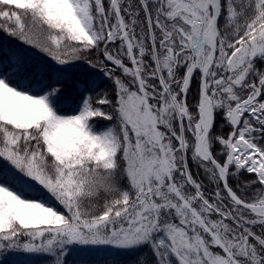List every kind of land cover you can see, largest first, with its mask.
<instances>
[{
  "label": "snow or ice",
  "instance_id": "snow-or-ice-1",
  "mask_svg": "<svg viewBox=\"0 0 264 264\" xmlns=\"http://www.w3.org/2000/svg\"><path fill=\"white\" fill-rule=\"evenodd\" d=\"M0 32V264H264V0H0Z\"/></svg>",
  "mask_w": 264,
  "mask_h": 264
},
{
  "label": "trees",
  "instance_id": "trees-1",
  "mask_svg": "<svg viewBox=\"0 0 264 264\" xmlns=\"http://www.w3.org/2000/svg\"><path fill=\"white\" fill-rule=\"evenodd\" d=\"M5 33L0 32V38L5 37ZM18 41L15 40V38L8 37L6 39H3V45L5 48L13 47L15 48ZM24 49H32L36 52V59L43 61H48L49 63H54L51 61L50 57H47L44 53L39 52L37 49L32 48L28 45H23ZM28 54V53H27ZM29 55V54H28ZM34 55L30 54L29 56ZM42 58V59H41ZM75 63H85V61H76ZM104 84H101V87H104ZM196 90V84H193V90L189 94L188 102L191 104L193 102V94ZM70 105H66L65 109L67 110ZM70 114V113H69ZM107 122H102L101 127L105 126ZM219 127V126H218ZM230 131V129L225 126L223 129L224 134L226 135ZM215 151H219V145L216 146ZM189 166L190 170L194 174V177L201 180L205 186L206 191L210 190L212 187L210 185V181L207 179V177L204 175L202 169H198L196 164L193 163L190 159V153H189ZM240 179L242 181H251L254 179V176L249 175L247 173H242ZM233 183V186H235V179L231 181ZM148 252L147 248L140 249L133 252H124V251H118L110 248H104V249H88V250H80L75 249L72 251V253L68 257V264H128L129 260L135 259L139 255ZM149 260H151V253H148ZM35 264H41V261L39 258L35 259Z\"/></svg>",
  "mask_w": 264,
  "mask_h": 264
},
{
  "label": "rangeland",
  "instance_id": "rangeland-1",
  "mask_svg": "<svg viewBox=\"0 0 264 264\" xmlns=\"http://www.w3.org/2000/svg\"><path fill=\"white\" fill-rule=\"evenodd\" d=\"M27 53L30 55V54H36V52L32 49H26ZM33 56V55H31Z\"/></svg>",
  "mask_w": 264,
  "mask_h": 264
}]
</instances>
